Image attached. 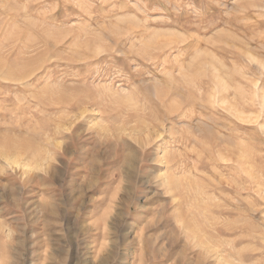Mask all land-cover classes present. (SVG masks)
I'll return each mask as SVG.
<instances>
[{"label": "rangeland", "instance_id": "1", "mask_svg": "<svg viewBox=\"0 0 264 264\" xmlns=\"http://www.w3.org/2000/svg\"><path fill=\"white\" fill-rule=\"evenodd\" d=\"M0 264H264V0H0Z\"/></svg>", "mask_w": 264, "mask_h": 264}]
</instances>
